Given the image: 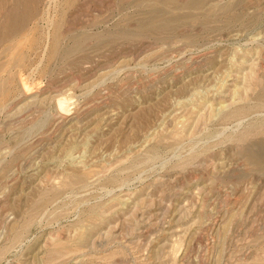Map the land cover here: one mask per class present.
<instances>
[{
    "label": "rangeland",
    "instance_id": "rangeland-1",
    "mask_svg": "<svg viewBox=\"0 0 264 264\" xmlns=\"http://www.w3.org/2000/svg\"><path fill=\"white\" fill-rule=\"evenodd\" d=\"M22 1L0 264H264V0Z\"/></svg>",
    "mask_w": 264,
    "mask_h": 264
},
{
    "label": "bare ground",
    "instance_id": "bare-ground-1",
    "mask_svg": "<svg viewBox=\"0 0 264 264\" xmlns=\"http://www.w3.org/2000/svg\"><path fill=\"white\" fill-rule=\"evenodd\" d=\"M18 5L15 7V9H12L11 11H10V13H8L7 14V16H6V22H8L9 21V23L11 22V19L15 16V15H17V11H18V6H19V8H20V6H22V4H23V1L22 0H18ZM1 7V6H0ZM3 9V8H2ZM23 9V8H22ZM21 9V10H22ZM8 10V9H7ZM20 10V11H21ZM30 11V10H29ZM29 14H31V11H30V13H28V18L29 17H31ZM18 17V16H17ZM24 17V16H23ZM20 18V17H19ZM8 30H13V28H15L16 27V25H14V26H11V27H8L7 25L5 26ZM10 28V29H9ZM60 28V27H59ZM7 30V31H8ZM4 31V30H3ZM11 32V31H10ZM10 32H8V33H10ZM57 42V41H56ZM56 44V43H55ZM63 105H64V103H63Z\"/></svg>",
    "mask_w": 264,
    "mask_h": 264
},
{
    "label": "water",
    "instance_id": "water-1",
    "mask_svg": "<svg viewBox=\"0 0 264 264\" xmlns=\"http://www.w3.org/2000/svg\"><path fill=\"white\" fill-rule=\"evenodd\" d=\"M60 101H63L64 102V106H65V100H60ZM60 101H59V105H60ZM64 106L60 105L61 108H64Z\"/></svg>",
    "mask_w": 264,
    "mask_h": 264
}]
</instances>
